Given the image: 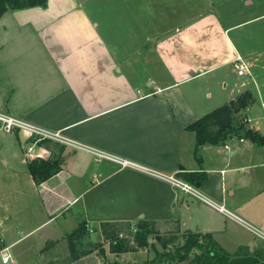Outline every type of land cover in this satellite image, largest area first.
<instances>
[{
  "label": "crops",
  "instance_id": "crops-1",
  "mask_svg": "<svg viewBox=\"0 0 264 264\" xmlns=\"http://www.w3.org/2000/svg\"><path fill=\"white\" fill-rule=\"evenodd\" d=\"M237 54L248 63L242 75ZM246 90L239 113L264 133V0H45L4 10L0 111L72 142L0 129V264H147L187 231L264 264V144L233 135L194 153L186 127ZM50 156L60 169L35 182L28 161ZM193 170L205 172L198 184L186 176ZM144 221L153 231L138 246ZM116 236L127 247L114 251ZM192 256L175 264H197Z\"/></svg>",
  "mask_w": 264,
  "mask_h": 264
},
{
  "label": "trees",
  "instance_id": "trees-1",
  "mask_svg": "<svg viewBox=\"0 0 264 264\" xmlns=\"http://www.w3.org/2000/svg\"><path fill=\"white\" fill-rule=\"evenodd\" d=\"M45 0H0V13L7 8L24 7L44 3ZM252 95L249 91H243L235 98L208 111L189 123L186 127L195 133L194 153L197 146L204 142L216 143L229 136L237 135L249 137L253 141L264 144V133L247 127L243 116L236 121L241 107L245 106ZM243 122V123H242ZM62 160L57 157H36L28 161V168L35 182H41L48 176L58 171ZM186 176L195 184L203 180L205 172L201 170L188 171ZM153 231L148 222L144 221L134 233V241L138 246L146 245L149 234ZM182 243L173 248H164L155 251V255L147 261V264H175L193 254L192 261L197 264H253L257 261L254 255H233L225 250L212 236L210 232L187 231L183 235ZM111 247L114 251L127 247L124 238L116 236ZM162 244L165 243L162 241ZM165 246V245H164ZM108 264H119L117 260Z\"/></svg>",
  "mask_w": 264,
  "mask_h": 264
},
{
  "label": "built area",
  "instance_id": "built-area-1",
  "mask_svg": "<svg viewBox=\"0 0 264 264\" xmlns=\"http://www.w3.org/2000/svg\"><path fill=\"white\" fill-rule=\"evenodd\" d=\"M233 64L238 74L242 75L248 70V63L241 57V55H235ZM26 129L29 134L34 137V140L53 139L62 143L72 142L67 137L62 135L58 130H46L36 125H33L22 118L16 117L6 111H0V129L2 131H14L18 129ZM122 163L126 164L127 161L124 159ZM178 185L185 191L197 195L200 200L208 201L205 197L199 194L194 186L186 181H178ZM210 202V201H208ZM2 262L6 263L9 261V254L4 251L1 252Z\"/></svg>",
  "mask_w": 264,
  "mask_h": 264
},
{
  "label": "rangeland",
  "instance_id": "rangeland-1",
  "mask_svg": "<svg viewBox=\"0 0 264 264\" xmlns=\"http://www.w3.org/2000/svg\"><path fill=\"white\" fill-rule=\"evenodd\" d=\"M250 101V100H249ZM246 106V105H245ZM245 106H243V107H245ZM243 107H241V108H243ZM239 115L240 116H237V119H236V121L238 120V121H240V118L242 117V113L240 114L239 113ZM243 123V122H242ZM55 147H59V145H56ZM105 227V226H104ZM108 228V227H107ZM107 228L105 227V230H107ZM111 236V235H110ZM100 244V243H99ZM112 245V244H111ZM99 250H101V248L99 249ZM154 250V249H153ZM102 252V251H101ZM103 253H105V250H104V252ZM106 254V253H105ZM107 256H108V254H107ZM142 253H138L136 256H135V259H140V258H142ZM96 263V264H99L100 263V260L99 261H95L93 258H91L88 262H87V264H94V262ZM113 261V260H112ZM108 262H110V261H107L106 263L108 264ZM79 264H86V262H80ZM253 264H262V262H259L258 261V259H257V261L255 262V263H253Z\"/></svg>",
  "mask_w": 264,
  "mask_h": 264
}]
</instances>
